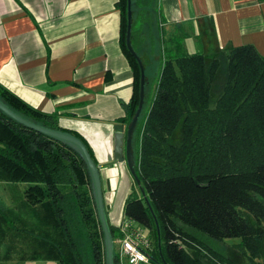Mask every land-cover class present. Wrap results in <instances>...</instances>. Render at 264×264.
<instances>
[{"label":"trees","instance_id":"1","mask_svg":"<svg viewBox=\"0 0 264 264\" xmlns=\"http://www.w3.org/2000/svg\"><path fill=\"white\" fill-rule=\"evenodd\" d=\"M117 5L120 45L134 75L119 117L128 125L139 102L141 66L126 42L128 0ZM131 8V40L146 82L132 138L141 185L135 182L125 214L147 227L156 264H240L229 237H239L249 260L244 264H264V54L251 42L229 43L212 57L189 51L185 30L163 45L157 6L131 0ZM222 56L227 67L219 77ZM216 78L221 84L212 102ZM0 100L79 136L95 159L82 133L62 126L58 112L38 108L1 83ZM0 180L13 182L15 192L11 202L0 198V260L17 255L37 259L34 264L50 258L107 264L91 174L75 146L0 107ZM110 230L113 238L119 234V226L110 224ZM114 261L119 264L115 246Z\"/></svg>","mask_w":264,"mask_h":264},{"label":"crops","instance_id":"2","mask_svg":"<svg viewBox=\"0 0 264 264\" xmlns=\"http://www.w3.org/2000/svg\"><path fill=\"white\" fill-rule=\"evenodd\" d=\"M150 1L163 45L185 30L189 51L208 50L210 41L216 49L251 42L264 54V0ZM120 22L117 0H0V83L82 133L99 165L108 210L121 173L113 158L115 124L126 130L119 117L134 78Z\"/></svg>","mask_w":264,"mask_h":264},{"label":"water","instance_id":"3","mask_svg":"<svg viewBox=\"0 0 264 264\" xmlns=\"http://www.w3.org/2000/svg\"><path fill=\"white\" fill-rule=\"evenodd\" d=\"M131 31H132V8H131V0H128L126 42L129 50L135 55L141 66L140 97H139L138 106L129 124L126 127V130L124 123L119 122L115 124V133H114L115 145H114L113 158L116 161H118L121 169V173H120V179L116 187L113 205L111 209L108 210L105 205L104 188L102 185L99 165L92 157L85 142L79 136L69 131L54 129L44 124H40L32 120L31 118L16 112L6 103L0 100V107L3 108L12 116H14L16 119H18L19 121L23 122L28 126H32L39 130L60 137L64 141H68L73 146H75V148L79 151V153L86 159L89 172L91 174V185H92L93 195L95 197V203H96L98 215L100 217L102 228L104 230L105 258L107 264H115L114 238L110 230V224L120 226L124 214L125 202L128 195L133 191L134 182H137L139 185H141L140 178L135 169V156L132 146V138L137 120L140 116V113L144 105L146 74H145L144 63L132 43ZM141 189L142 191H144L143 188ZM159 240H160V234H159ZM163 264H169V263L163 260Z\"/></svg>","mask_w":264,"mask_h":264},{"label":"built area","instance_id":"4","mask_svg":"<svg viewBox=\"0 0 264 264\" xmlns=\"http://www.w3.org/2000/svg\"><path fill=\"white\" fill-rule=\"evenodd\" d=\"M114 246L119 264H146L150 260L152 238L144 224L124 212Z\"/></svg>","mask_w":264,"mask_h":264},{"label":"rangeland","instance_id":"5","mask_svg":"<svg viewBox=\"0 0 264 264\" xmlns=\"http://www.w3.org/2000/svg\"><path fill=\"white\" fill-rule=\"evenodd\" d=\"M210 43H211L210 48L208 50L205 49L206 54L209 57H212L217 54L220 55L221 54L220 49L214 48L213 41H210ZM226 67H227V60L225 59V57L222 56V61L220 63L219 70H218L221 73V74L218 73L219 77L223 76V74L225 76ZM151 70H152L151 77L153 78V80H157V77L159 74L158 73L159 65H157L156 68L154 69L151 67ZM220 84H221V81L219 80V78L218 79L216 78L214 85H213V91L211 94L212 102L215 101L216 96L219 94L218 88L220 87ZM12 183L13 182L8 181V180H0V198H3L4 200L9 201V202H11V198L13 197V194L15 193L14 185ZM134 185H135V182H134ZM227 241L231 244V248H232L231 253L234 255V257H237L239 259L240 264H244L246 260L249 261L247 256L245 255L246 253L243 252L242 248L239 247L238 245L239 237H229L227 238ZM36 260L37 259H34V258L19 259L17 255H15L14 258L0 260V264H34ZM44 263L45 264H57V261L54 258H50V259H45ZM147 264H156V263L151 260L150 262H147Z\"/></svg>","mask_w":264,"mask_h":264}]
</instances>
